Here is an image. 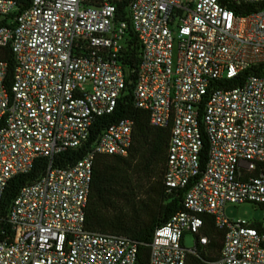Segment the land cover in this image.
<instances>
[{
  "label": "built area",
  "instance_id": "built-area-1",
  "mask_svg": "<svg viewBox=\"0 0 264 264\" xmlns=\"http://www.w3.org/2000/svg\"><path fill=\"white\" fill-rule=\"evenodd\" d=\"M230 1L242 13L220 0H130L121 17L115 0H32L22 12L0 0V48L13 60L7 81L0 59V201L12 177L46 159L8 207L0 264H135L136 241L85 228L94 158L126 157L133 122L107 126L74 164H53L114 111L128 29L140 47L133 105L151 127L169 126L162 182L183 190L182 210L153 232L148 264L206 255L203 216L223 232L209 264H264V226L223 214L226 204L264 207V0Z\"/></svg>",
  "mask_w": 264,
  "mask_h": 264
},
{
  "label": "trees",
  "instance_id": "trees-1",
  "mask_svg": "<svg viewBox=\"0 0 264 264\" xmlns=\"http://www.w3.org/2000/svg\"><path fill=\"white\" fill-rule=\"evenodd\" d=\"M17 12L27 9L32 0H11ZM130 0H115L119 16L124 15ZM230 10L240 14L241 6L230 0H220ZM118 62L126 74L125 90L111 114L97 117L90 129L87 142L77 149H65L53 157L55 167H66L81 160L90 150L98 135L120 119L133 122L132 144L126 157L96 155L90 189L85 208V228L92 232L127 237L138 243L135 264H148L149 244L154 230L175 213L182 210L183 190L168 189L163 185L169 126L155 128L149 125L148 114L132 102V88L139 62V45L130 29ZM0 59L7 62V81L12 74L13 60L8 48H0ZM245 71L242 77L248 75ZM231 83H234L231 82ZM205 145L200 155L205 163ZM46 159L35 160L32 169L12 177L0 201V233L9 234L6 222L8 207L19 189L34 182L44 172ZM210 240L206 255L188 256L185 264H209L218 257L223 232L214 228L211 217L203 216Z\"/></svg>",
  "mask_w": 264,
  "mask_h": 264
},
{
  "label": "rangeland",
  "instance_id": "rangeland-1",
  "mask_svg": "<svg viewBox=\"0 0 264 264\" xmlns=\"http://www.w3.org/2000/svg\"><path fill=\"white\" fill-rule=\"evenodd\" d=\"M124 74L127 73L124 72ZM223 214L230 221L240 220L248 224H262L264 226V207L257 204H226L223 207ZM193 243V236L188 233L184 234L183 246L191 248Z\"/></svg>",
  "mask_w": 264,
  "mask_h": 264
}]
</instances>
